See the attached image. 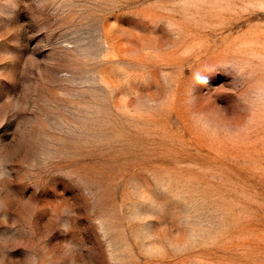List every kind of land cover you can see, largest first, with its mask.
<instances>
[{
	"label": "rangeland",
	"instance_id": "rangeland-1",
	"mask_svg": "<svg viewBox=\"0 0 264 264\" xmlns=\"http://www.w3.org/2000/svg\"><path fill=\"white\" fill-rule=\"evenodd\" d=\"M0 264H264V0H0Z\"/></svg>",
	"mask_w": 264,
	"mask_h": 264
}]
</instances>
